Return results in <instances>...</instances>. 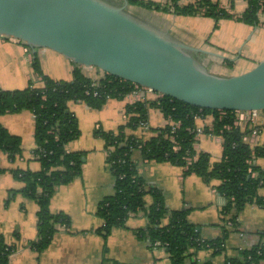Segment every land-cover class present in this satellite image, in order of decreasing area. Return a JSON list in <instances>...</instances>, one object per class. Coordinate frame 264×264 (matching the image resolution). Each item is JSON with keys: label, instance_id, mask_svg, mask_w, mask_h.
<instances>
[{"label": "trees", "instance_id": "1", "mask_svg": "<svg viewBox=\"0 0 264 264\" xmlns=\"http://www.w3.org/2000/svg\"><path fill=\"white\" fill-rule=\"evenodd\" d=\"M153 11L176 15H205L219 20L222 17H234L245 23L257 25L261 22L260 11L264 0H247L242 14H235L222 7L217 0H129ZM33 72L43 81L42 85H29L19 89L0 87V115L23 110L32 112L35 119L33 149L34 157L40 162L39 170L11 169L17 179L23 183L20 190L24 196L38 205L37 237L31 241V247L41 252L51 243L58 225L70 226L71 217L65 212L51 210V196L57 187L68 184L81 173L85 151H69L67 145L80 135L76 114L70 103L82 101L93 108H100L110 97H122L140 87L111 74L103 72L96 78L76 64L72 78L56 79L44 73L40 58L33 53ZM97 68V67H96ZM98 69V68H97ZM100 70V69H99ZM97 82L98 84H94ZM155 106L173 125L155 128L148 137L128 134V128H137L148 121V107ZM126 113L128 121L116 131L95 129V134L104 139L107 163L114 177L112 194L104 196L97 207L96 214L103 219L98 233L106 239L115 227L124 226L127 219L138 213L147 218L144 228L137 234L146 239L151 246H162L170 255V264H215L214 259L200 260L196 253L211 250L212 255H225V264H262L264 261V240L250 247L240 248L235 255L227 254L226 235L237 230L239 215L246 204L255 203L264 208V169L255 163V159L264 156V145L252 146L245 140L253 129L261 125L247 122L238 124L236 110H217L200 108L161 95L157 99H142L129 105ZM213 114L212 126L204 130L223 138L222 156L213 160L209 152L195 150L197 141L196 119L202 115ZM22 139L11 133L0 123V151L15 159L22 153ZM139 153L144 161H167L184 168V174H196L203 181L215 185L223 198L220 214L223 233L216 237H206L197 224L189 219V208L169 209L161 188L148 183L139 172L135 154ZM196 159L188 164V157ZM4 168L0 166V174ZM150 198V201H149ZM228 221L231 224H228ZM16 239L20 236L15 233ZM18 248L16 242L9 243L0 235V264H9L10 254Z\"/></svg>", "mask_w": 264, "mask_h": 264}, {"label": "crops", "instance_id": "2", "mask_svg": "<svg viewBox=\"0 0 264 264\" xmlns=\"http://www.w3.org/2000/svg\"><path fill=\"white\" fill-rule=\"evenodd\" d=\"M190 1L181 0L182 3ZM217 1L239 15L248 4L247 0ZM129 6L131 10L143 8L131 3ZM144 9L190 45L226 56L223 58L213 53L200 52L198 58L210 72L218 74L219 70L233 69L231 74L240 73L264 59L262 22L253 25L234 17L216 20L201 14L183 16L191 24L199 25L189 27L178 25V19L182 15ZM262 10L264 12V5ZM33 53L38 54L44 73L56 79L72 78L75 63L69 58L48 48H39L34 52L24 41L0 35L1 88H24L31 80L35 85L43 84L32 69ZM96 74V78L103 76L99 69ZM137 100L133 94H129L123 98L110 97L100 108H93L82 101L70 103L81 132L68 143L67 149L85 151V159L81 173L68 184L57 187L51 196V210L67 213L71 217V224L58 225L51 243L41 252L31 247V241L38 234V205L23 195L20 191L23 183L11 170L40 169V162L33 155L34 115L28 110L0 115V123L22 139V153L15 159L0 151V166L4 168L0 174V235L9 243L18 244V248L10 254L9 264H170V255L162 246H151L137 234L136 230L147 224L143 213L131 215L124 226L112 229L106 239L97 231L103 223V219L96 214L97 207L104 196L112 194L114 177L107 163L104 139L95 134V129L101 127L116 131L128 121L126 110ZM169 121L159 108L149 106L150 129L146 131L142 127L128 128L127 133L148 138L155 128L163 127ZM213 122V114L202 115L196 119L197 126L203 128L212 126ZM259 124L261 127L258 134L250 136L249 142L252 146L264 145V113ZM222 143L220 135H200L195 147L197 150L209 152L213 160H219L222 156ZM135 158L139 164V172L145 180L163 190L169 209L189 208L190 221L197 224L206 237L212 238L223 233L221 225L224 221L220 214L223 198L215 187L218 180L208 184L194 173L184 174L183 167L167 161H144L139 153L135 154ZM255 163L264 169V156L257 157ZM261 191L264 194V188ZM239 221L238 229L231 230L226 235V252L229 256L235 255L240 248L250 247L264 240L263 207L255 203L246 204L239 215ZM15 233L19 234V240ZM196 257L200 260L212 258L215 264H225V255H212L211 250L199 251Z\"/></svg>", "mask_w": 264, "mask_h": 264}, {"label": "water", "instance_id": "3", "mask_svg": "<svg viewBox=\"0 0 264 264\" xmlns=\"http://www.w3.org/2000/svg\"><path fill=\"white\" fill-rule=\"evenodd\" d=\"M129 4L0 0V35L200 108L264 110V59L240 73L210 72L198 54H219L190 45L147 10H131Z\"/></svg>", "mask_w": 264, "mask_h": 264}, {"label": "built area", "instance_id": "4", "mask_svg": "<svg viewBox=\"0 0 264 264\" xmlns=\"http://www.w3.org/2000/svg\"><path fill=\"white\" fill-rule=\"evenodd\" d=\"M221 6L225 7L222 4H221ZM261 15H264V12H263L262 9L260 11V18H261ZM261 22L264 23V16L261 18ZM87 68H91V67H87ZM94 84L96 85L98 83L97 82H93V85ZM129 94H133L134 97L136 99H138V100H142V99H157L158 97L161 96L160 93L154 91L151 88L140 86V87H137L135 90H133V91H131L129 93H126L122 97H117V98H123V97H126ZM263 113H264V110L238 111L237 121L236 122L238 124L242 125V126H244L247 122H251L253 124L259 125V121L262 118ZM170 123L173 125V129H175L176 127L179 126L178 122L170 121ZM140 126L143 128V130H146V131H148L150 129L148 121L141 123ZM194 130H195V133H196L197 140H198V137L200 135H207L209 137L215 135V134H213L211 132L205 131L204 128L201 127V126H196V128ZM258 132H259L258 129H256V128L253 129L250 135L245 136V140L249 142L251 140L250 136L251 135L252 136H256L258 134ZM196 142L193 144V147L195 148V150H197L196 147H195ZM222 145H223V143H222ZM187 159H188V164H192V162L196 159V156L192 155V156H189ZM228 224H231V223L228 221ZM158 244H159V242L156 243V245H158Z\"/></svg>", "mask_w": 264, "mask_h": 264}, {"label": "rangeland", "instance_id": "5", "mask_svg": "<svg viewBox=\"0 0 264 264\" xmlns=\"http://www.w3.org/2000/svg\"><path fill=\"white\" fill-rule=\"evenodd\" d=\"M220 5H221V2H220ZM223 5V4H222ZM183 16H193V15H182V17H179V19H178V25H188L189 27H191L192 25H196V26H199L198 24H191L190 22H189V19H186L185 17H183ZM186 27V29H189L187 26H185ZM263 28V27H262ZM262 31H263V33H264V29H262ZM85 71L88 73V74H90V75H92V76H95V75H97L96 74V72H97V68L96 67H94V66H92L91 68H87V67H85ZM233 70V69H232ZM232 70L230 71V70H219L217 73L218 74H220V75H230L231 73H232ZM96 71V72H95ZM139 129H141V126H139L138 127ZM16 193H18V194H20L19 192H16Z\"/></svg>", "mask_w": 264, "mask_h": 264}]
</instances>
